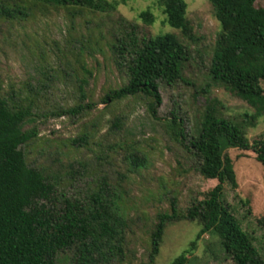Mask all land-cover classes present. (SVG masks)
Listing matches in <instances>:
<instances>
[{"label":"rangeland","instance_id":"rangeland-1","mask_svg":"<svg viewBox=\"0 0 264 264\" xmlns=\"http://www.w3.org/2000/svg\"><path fill=\"white\" fill-rule=\"evenodd\" d=\"M159 1L129 0L110 14L30 3L27 18H0L1 91L6 95L13 90L30 93L37 104L34 112L40 135L22 147L27 162L46 170L56 187L58 207L64 196L88 200L104 181L111 193H122L121 206L131 226L123 264H149L157 215L169 211L174 198L181 208H187L219 184L192 168L186 149L171 137L167 126L172 113L182 107L179 113L189 130L193 114L205 107L207 95L202 90L209 82L207 65L221 31L207 0H185L198 39L192 44L196 59L185 76L195 88L186 82L177 88H161L162 104L156 117L151 100L143 96L103 102L109 92L127 83L111 50L120 17L138 23L148 36L179 33L166 23ZM256 5L264 7V0H257ZM147 10L156 16L150 26L140 18ZM209 95L224 103L230 117L252 113L246 102L222 87H213ZM89 103L91 110L86 107ZM80 106L84 109L77 114L57 115ZM117 118L123 122L120 130L112 128ZM260 137H264V118L248 130L250 141ZM226 153L233 160L238 186L226 183L225 206L264 258V167L251 150L229 149ZM135 155L143 159L144 166L133 164ZM200 229L198 222L189 220L171 225L154 264H171L196 240ZM194 256L196 264H236L210 235L199 241ZM60 264L70 261L63 259Z\"/></svg>","mask_w":264,"mask_h":264},{"label":"trees","instance_id":"trees-1","mask_svg":"<svg viewBox=\"0 0 264 264\" xmlns=\"http://www.w3.org/2000/svg\"><path fill=\"white\" fill-rule=\"evenodd\" d=\"M128 1L0 0V18H27L30 3L110 14ZM207 1L221 31L207 65L209 82L202 90L207 95L205 107L193 114L189 130L179 113L182 107L172 113L167 126L171 137L186 149L192 168L219 184L203 200H192L187 208H181L174 198L170 210L157 215L149 264L155 263L167 229L182 220L198 222L201 229L196 240L171 264H196L194 252L206 235L216 239L226 257L236 264H264L224 203L226 183L238 186L233 160L226 153L229 149L253 151L264 167V137L254 141L248 138V130L264 118V7H258L257 0ZM158 4L164 9L166 23L179 33L148 36L138 23L120 17L119 34L111 50L116 65L125 71L127 83L103 99L108 103L143 96L151 100L155 117L162 104L161 88H177L180 82L194 87L185 75L196 59L192 44L198 41L185 0H160ZM140 18L146 26L156 21L151 10ZM213 87H222L243 100L252 113L226 115L224 103L209 95ZM199 94L195 92L194 97ZM36 106L30 93L13 90L6 95L0 87V264H60L63 259L70 264H123L131 226L121 206L122 193H111L104 181L88 200L64 196L58 207L56 187L46 170L28 164L22 147L40 135ZM92 106L89 103L86 107L91 110ZM83 109L80 106L57 115L77 114ZM122 126V119L117 118L112 128L120 130ZM133 164L142 167L144 161L135 155ZM67 252L73 256L66 258Z\"/></svg>","mask_w":264,"mask_h":264}]
</instances>
